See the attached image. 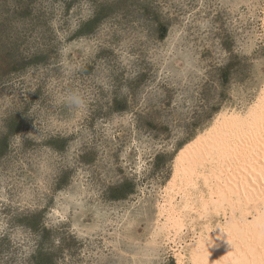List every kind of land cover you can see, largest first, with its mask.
<instances>
[{"label":"rangeland","instance_id":"1","mask_svg":"<svg viewBox=\"0 0 264 264\" xmlns=\"http://www.w3.org/2000/svg\"><path fill=\"white\" fill-rule=\"evenodd\" d=\"M263 86L264 0H0V264H191L164 188Z\"/></svg>","mask_w":264,"mask_h":264},{"label":"bare ground","instance_id":"2","mask_svg":"<svg viewBox=\"0 0 264 264\" xmlns=\"http://www.w3.org/2000/svg\"><path fill=\"white\" fill-rule=\"evenodd\" d=\"M262 129L264 86L244 113L221 115L207 136L193 140L180 150L174 174L158 205L154 241L160 232H168V237L174 238L183 234L187 218L196 219L193 214L203 218L222 214L224 221H217L216 225L206 222L205 230L195 232L197 236L190 245L191 264H261L264 261ZM186 253L177 249L178 264L188 259Z\"/></svg>","mask_w":264,"mask_h":264},{"label":"snow or ice","instance_id":"3","mask_svg":"<svg viewBox=\"0 0 264 264\" xmlns=\"http://www.w3.org/2000/svg\"><path fill=\"white\" fill-rule=\"evenodd\" d=\"M189 67H191L190 64H189ZM77 103H79V101H77ZM262 132H264V129H262ZM261 264H264V261H262Z\"/></svg>","mask_w":264,"mask_h":264}]
</instances>
